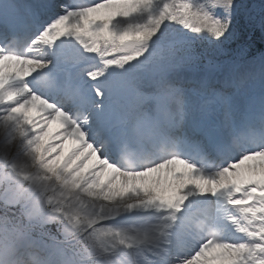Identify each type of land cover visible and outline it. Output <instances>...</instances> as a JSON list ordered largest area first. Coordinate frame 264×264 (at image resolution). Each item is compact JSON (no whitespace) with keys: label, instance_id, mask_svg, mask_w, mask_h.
<instances>
[{"label":"snow or ice","instance_id":"1","mask_svg":"<svg viewBox=\"0 0 264 264\" xmlns=\"http://www.w3.org/2000/svg\"><path fill=\"white\" fill-rule=\"evenodd\" d=\"M0 21V264H264V0Z\"/></svg>","mask_w":264,"mask_h":264},{"label":"clouds","instance_id":"2","mask_svg":"<svg viewBox=\"0 0 264 264\" xmlns=\"http://www.w3.org/2000/svg\"><path fill=\"white\" fill-rule=\"evenodd\" d=\"M17 264H34V261L31 258L22 259L18 261Z\"/></svg>","mask_w":264,"mask_h":264},{"label":"rangeland","instance_id":"3","mask_svg":"<svg viewBox=\"0 0 264 264\" xmlns=\"http://www.w3.org/2000/svg\"><path fill=\"white\" fill-rule=\"evenodd\" d=\"M264 43V41H262Z\"/></svg>","mask_w":264,"mask_h":264}]
</instances>
